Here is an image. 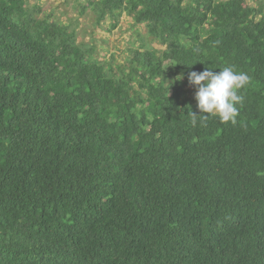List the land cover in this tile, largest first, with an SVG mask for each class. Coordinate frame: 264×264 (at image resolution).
<instances>
[{
  "label": "trees",
  "instance_id": "trees-1",
  "mask_svg": "<svg viewBox=\"0 0 264 264\" xmlns=\"http://www.w3.org/2000/svg\"><path fill=\"white\" fill-rule=\"evenodd\" d=\"M31 1L0 0V264H264V0L80 3L160 46L121 61ZM227 66L237 122L194 127Z\"/></svg>",
  "mask_w": 264,
  "mask_h": 264
},
{
  "label": "rangeland",
  "instance_id": "rangeland-1",
  "mask_svg": "<svg viewBox=\"0 0 264 264\" xmlns=\"http://www.w3.org/2000/svg\"><path fill=\"white\" fill-rule=\"evenodd\" d=\"M86 0H32V4L39 3L42 9L48 14L53 13L55 17L65 23L73 22L78 31L80 42H94L97 46V52L100 57L111 60L113 53L120 55L117 58L121 61L124 57L123 51L128 47H140L143 43L149 44L154 48H160L159 45L148 42L146 30L144 27H134L131 17L123 14L118 28L113 31H107L108 23L105 27L95 28L91 23V15H81L80 3ZM254 3L253 0H249ZM89 12V11H88ZM140 31V36L136 33ZM191 96L195 100L196 89L188 88ZM197 102V101H196Z\"/></svg>",
  "mask_w": 264,
  "mask_h": 264
},
{
  "label": "clouds",
  "instance_id": "clouds-1",
  "mask_svg": "<svg viewBox=\"0 0 264 264\" xmlns=\"http://www.w3.org/2000/svg\"><path fill=\"white\" fill-rule=\"evenodd\" d=\"M182 80L183 76L179 77ZM189 84L196 87L195 100L200 115L190 112L191 123L195 127L197 118L203 123L210 115L219 117L220 122L235 124L238 115L236 104L241 100L237 94L239 89L245 87L250 77L245 72L237 71L234 66L224 67L219 72L205 68L203 72H190Z\"/></svg>",
  "mask_w": 264,
  "mask_h": 264
}]
</instances>
